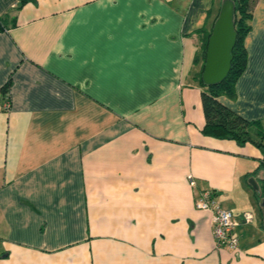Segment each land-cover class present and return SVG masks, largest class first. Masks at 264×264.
<instances>
[{"label":"crops","instance_id":"1","mask_svg":"<svg viewBox=\"0 0 264 264\" xmlns=\"http://www.w3.org/2000/svg\"><path fill=\"white\" fill-rule=\"evenodd\" d=\"M223 1L0 0V264H264L261 152L201 132L194 59ZM244 45L220 99L264 125V0ZM203 189L253 214L236 249Z\"/></svg>","mask_w":264,"mask_h":264},{"label":"trees","instance_id":"2","mask_svg":"<svg viewBox=\"0 0 264 264\" xmlns=\"http://www.w3.org/2000/svg\"><path fill=\"white\" fill-rule=\"evenodd\" d=\"M28 0H19V9ZM233 2L234 29L236 32L235 44L232 48L231 66L226 77L217 84L207 85L203 82L201 73L205 61V51L208 37L215 17L209 27H202L200 33V46L195 56L194 64L197 70L194 79L200 85L201 103L204 114V124L201 132L217 139H228L239 146L250 143L261 152L260 164L257 168L264 169V128L260 120H249L221 101V97L234 99L236 96L235 85L238 78L244 72L247 65V50L244 40L250 30L252 11L258 0H231ZM4 30V24L0 18V31ZM5 100L8 98L6 87L2 88ZM258 199L264 198V177L260 178V191L256 193Z\"/></svg>","mask_w":264,"mask_h":264},{"label":"water","instance_id":"3","mask_svg":"<svg viewBox=\"0 0 264 264\" xmlns=\"http://www.w3.org/2000/svg\"><path fill=\"white\" fill-rule=\"evenodd\" d=\"M233 8L231 0H224L212 25L201 73L202 80L207 85L221 82L230 70L231 51L236 39ZM249 181L257 188L253 179ZM261 206L264 208V198L261 200Z\"/></svg>","mask_w":264,"mask_h":264},{"label":"built area","instance_id":"4","mask_svg":"<svg viewBox=\"0 0 264 264\" xmlns=\"http://www.w3.org/2000/svg\"><path fill=\"white\" fill-rule=\"evenodd\" d=\"M4 104L7 105V100L4 101ZM194 205L199 210L211 213L212 234L218 248L236 249L239 242L237 228L242 224H249L253 220L251 212L235 215L231 210L223 207L217 201L215 193L211 189L201 190L195 199Z\"/></svg>","mask_w":264,"mask_h":264},{"label":"rangeland","instance_id":"5","mask_svg":"<svg viewBox=\"0 0 264 264\" xmlns=\"http://www.w3.org/2000/svg\"><path fill=\"white\" fill-rule=\"evenodd\" d=\"M262 127L264 128V125H263ZM262 170H263V174H264V169H262ZM249 180H250V179H248V181H249ZM248 187L250 188V192H253L254 194H255V192H256V193H259V191H260V187H259V185H258V188H254L250 181H249V185H248ZM253 193H252V194H253ZM252 199H253V202H254V203H255V202L257 203V200H258V199H257V197H256L255 195H253ZM261 200H262V199H260V202H258V203L256 204L257 206H259V205L261 204ZM253 202H251V209L254 208V203H253ZM256 205H255V207H257ZM255 209H256V208H255Z\"/></svg>","mask_w":264,"mask_h":264}]
</instances>
